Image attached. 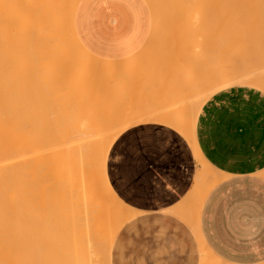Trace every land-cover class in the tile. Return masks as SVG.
<instances>
[{
  "label": "bare ground",
  "instance_id": "obj_1",
  "mask_svg": "<svg viewBox=\"0 0 264 264\" xmlns=\"http://www.w3.org/2000/svg\"><path fill=\"white\" fill-rule=\"evenodd\" d=\"M151 1L160 2L159 0H151ZM170 1L173 2L174 0L173 1L169 0V2ZM183 1L184 0H182V2ZM185 1L191 2L193 0L191 1L185 0ZM255 1H260V0H194V2H197V5H195L196 3H193L195 8L194 10L195 17H192V21L195 18L196 29H193V25L189 26L188 28L192 27L190 28V30L193 31L192 33H195L194 31L197 32L195 33L196 38L194 39V41H191L193 40L191 38L194 37V34L191 36L190 30L185 29L188 31V33L186 31L187 36L186 38H181V40H179V42L181 43H178V48L180 49L178 51L176 50V54L184 48H186L187 51L189 52L191 51L193 57H191V60L188 61V64L185 61L187 57L184 59L185 55L183 56V53H182L183 57L179 56L178 54L175 57H173L174 55L169 56L170 58L169 63H167L166 57L165 59L163 58L164 56L160 58L159 55L156 54V50H159V47L161 48L164 47L165 42H163L161 39L167 37L166 33L168 31H169L168 35L173 34V31L170 26L167 25L162 26L163 23L162 20L165 19H161L158 16L153 17L152 26L148 32V37L151 39V41H153L154 39L155 43H158V46L155 47L156 48L155 52H154V47L152 48V50L149 49L151 47L149 48L147 47L148 48L147 50L150 51L148 52L146 50L147 53L145 52L139 57L143 58L142 60L143 62H145L146 58L150 55H153L152 52H154V55L156 54L155 57L156 58L159 57L161 60H159V62L158 60H156L153 63L154 60L150 59L146 61L145 67H143L142 65V67L137 68V70L140 69L141 72L140 70L138 71L140 73L137 74L138 76L135 74H134L135 76L133 75L135 81H143V78L147 79L144 76H152L154 71H156L157 74H160V72L162 73L169 68V70L172 69L174 72L175 70L177 72L174 73V77L171 76L172 77L171 82H174L175 80H177L178 82L179 81L192 82L197 77H199L202 80V82H207L208 81L207 80L208 72L206 70L207 63L206 62H205L206 64L202 63V65L205 67H203V69H201V71L198 72L195 70V67L197 66L198 63L196 59L198 58L203 59L204 57L208 59L209 55H211L213 52L218 50L219 47L220 49L221 47L223 48V45L221 46L219 45L221 42L223 44L224 40L226 44L224 45V47L228 46L226 40L227 38L223 39L220 37V34L222 33L221 30L224 29L227 25H229L231 21V17L234 18L235 14L239 13L240 6L253 4ZM77 2L78 0H0V21L3 23L5 22L9 23L10 20L12 21L11 27H10L11 25L10 23L9 24L5 23L6 24L5 31H7V33H4L5 31L0 30L3 31V34L5 35L4 37L3 34H0V36H2L1 37L2 39L0 38L1 40L0 51L1 49L4 48L3 51H1V53L4 52L6 50V47L7 49H9V51L6 50V52L4 53L5 56L0 53L1 54L0 61L3 60L2 61L3 63H0L1 64L0 68L2 67L4 71L1 69L0 70L2 71V73H7L9 70H11V73H14V75H16L17 77L16 76L14 77L13 75L12 80H9V82L13 81L16 84L18 83L19 85L24 84L25 87L24 89L22 88V86H20L23 89L20 90V88L17 87L18 85L12 82L13 83L12 87H14V89L16 86V88L19 89L18 91H20L21 94L24 92V94H22L21 96L14 97L12 96L13 93H10L11 88L9 87L11 82L10 84H8L9 87L6 86L5 83L7 84L9 82L6 81L4 82V78L1 76L2 77L1 81L3 82L0 85L2 86L3 89L5 88L4 90L6 91H3L2 88H0V135L2 136L0 141V198L3 197L2 196L3 194L1 193L5 192L4 190L6 186H9L7 189H10V187L12 186L14 187L18 185V183L16 185V181H19V186H18L19 189L16 187L18 191V192L16 191V194L18 193V195H20L23 199H25L26 196L29 197L28 195L34 194V197L35 194L38 195V197H35L36 199L39 198L38 201L34 202L36 205L33 204L32 201L31 202L36 207L39 206L40 212L38 211L39 213H36V216L39 215L38 216L39 218L36 216H35L36 218L33 217V219H37V221L32 220L33 222H30V225H28L29 227L32 224L33 227L31 228H33L34 230L36 229L39 230L41 228L42 232L40 234L44 236V241L47 240L45 243L43 241L45 246H43L44 244L40 246L42 248L40 249V254L37 258L38 264H99L100 260L103 264H109L108 245L110 243L112 233L118 222L115 217L118 216L122 211V205L120 201L116 198L115 194L112 191H107V193H105V191H102L103 188L100 189L101 187H103V186L100 187V185L105 183V177H104L105 175L103 170L104 168L103 167L100 168V162L103 160L104 152L107 149L108 144L110 143V135L108 134L106 137L103 136L104 134H106V132L109 133L108 132L109 130L107 128L108 127L110 128V123H108L110 119L108 120V118H106V115L107 117L108 115L109 117L111 116L112 121L113 120L116 121L112 113L114 112V110L116 112L117 107L116 105L110 104L111 107L113 108L116 107V108H114V110H112L113 108L112 109L110 108V110H108L107 108H109L110 105L106 101L107 96L106 97L100 96L99 92H102L101 95L105 93L104 90L107 81L110 83L108 84L107 82L108 85L106 89L109 86V88H113L111 90H114V87L117 86L119 83L120 84L124 82L127 83L128 81L131 82L130 80L131 77L128 74L122 73L123 71L121 72L119 70H118L119 73H116L114 70V72L116 73L115 74L113 72L114 65L110 64L109 61H102L100 59L98 60L96 57H93L92 59V57L90 58L91 55L88 56L87 58L86 57L87 55L82 53L83 51L80 52L84 56L80 58L75 57L71 54L73 53L72 50H74L73 44L72 46H70L67 43L68 42L67 40H66L67 42L64 41V39L69 35V32L68 34L66 33L68 30L64 32L63 31L65 29L64 27L62 31L66 33L67 36H65L66 35L65 34L63 37L64 33L61 34L62 31L59 29V27L62 22H64V25H66L69 22V19L67 18L68 22L65 23L66 19L65 21H63V18L68 15V12L69 15L72 14ZM175 2L176 4L179 3L177 5L178 8H176L175 10L177 11V9L178 10L181 9L180 5H182V2L181 0L180 1L175 0ZM181 10L185 11L186 9L184 7ZM182 11H178V12L182 14ZM262 14H264V12H262ZM174 17L171 16L169 17V19L172 20L171 22H173L172 23L173 26L175 25L173 28H176V31L178 30V33L179 32L181 33V30H183L181 26L184 23H181V26L178 29L176 27L175 20H173ZM182 18L184 17L182 16ZM169 19H166V21H168ZM175 19H177L176 21H179L178 17H175ZM261 21H264V18ZM261 21H259V23ZM71 22L72 20L69 22L70 26L72 25ZM163 28H168L169 30ZM161 29H163L164 32L158 35V32ZM70 30L72 32L73 28H71ZM170 30L172 31V33ZM185 30L182 31L183 32L182 34H185L184 33ZM162 35L164 36L162 37ZM241 35H243V33L235 34L233 37L231 36V41L232 38H237L238 36L240 37ZM70 36L72 37L73 34ZM59 37H61V41L62 40L64 41V42L62 41L63 44L67 43L65 47H63V45L62 46L60 45L61 44L60 40L57 41ZM157 37L159 39L160 37H162L160 39L162 42L159 41V39L156 41L155 38L157 39ZM188 37L190 39L189 41L187 39ZM66 39H68V37ZM186 39L187 41L185 42ZM73 41L74 40L72 39V43ZM54 44L59 46L55 47L56 48L55 49L53 48ZM182 44L184 45L186 44L185 47ZM68 45H69V49L70 47H72L70 50L71 51L70 54L74 57V60L72 59V61H70L71 59H69L71 66L69 64V61H65L68 60L69 58L68 56H71L68 53L69 49L67 50ZM217 45L218 47H216ZM42 46L48 50V53H45L43 55L40 53V55H42L43 57L44 56L48 57V55L49 56L52 55L54 59L63 57L62 58L63 60L58 59L57 61H52V62L48 60L46 62V60L41 59V62H39L38 59H40L39 58L40 55L36 54L37 53L36 51L38 50L39 47ZM49 46L52 48H50ZM54 49L56 51L59 50L58 51L59 53L63 52L61 53L62 57L55 56V53L58 52H56ZM60 49L62 50L60 51ZM77 49L78 48H76V50ZM32 50L33 51L36 50V51L32 52ZM64 50H67L66 53H68L69 55L64 53ZM162 51L164 52V48H162ZM8 52L11 54H9ZM49 52L53 54L50 55ZM16 53L19 54L17 55ZM27 53H30L31 56L33 55L32 53H35V55L32 56L33 59L34 58L36 59L39 56L36 62L42 64L37 65L35 63H32L33 60L31 56L30 57H28L29 55L26 56ZM78 53L79 52H77V54ZM64 54L66 56L68 55L67 59L66 56H64ZM261 54L262 51L258 52V55ZM25 56L27 57L26 59L31 58L32 61L28 60V62H26L27 60L26 61L24 60L23 62L26 64H23L22 60L25 58ZM17 57H19L20 60ZM1 58L3 59L1 60ZM42 60L45 61L46 64L43 63ZM77 60L79 62H77ZM117 60L114 61L120 62ZM172 60L175 63L180 62L182 60V62H180L179 65L180 75L178 74L179 73L178 69H174L177 68L178 63L174 64ZM124 61H126V59ZM156 62H158V64L166 63L167 66V68H165L166 70L159 69L160 72H158V70H155L156 68L158 69L157 66H154ZM55 63L57 64V66L60 65L64 66L67 63L66 66L68 65V67L66 68H68L69 70L68 69L66 70V68H63L64 71L61 69H57ZM117 64L115 63V65ZM172 64H174L175 66ZM46 65L48 66V68L49 66L54 65L53 66L54 68L51 67L53 70L50 68L49 71ZM18 66L21 69H23L24 67L25 72L21 70L22 72L19 74L18 72L19 68L16 69ZM44 67H46V69ZM153 67H155V69H153ZM15 69L19 75L16 74L17 72L15 73ZM38 69L39 70L43 69L47 71L45 72L46 76L43 78V76L36 75L37 77L34 78L35 80L37 78L39 82L37 81L35 83V80H33L34 83L27 82L29 80L32 81L33 79L32 76H35V72L37 71L39 72ZM71 69L73 70V72L70 71ZM115 69H117V66L115 67ZM143 70H144V74H142ZM145 70H147L146 74H145ZM47 73L50 79L48 82L45 81V79L47 80L48 78ZM113 73L116 76L117 75L118 76L117 77L114 76ZM171 73L173 74V72ZM36 74H42V73H36ZM104 74L105 77L103 76ZM6 75L11 76L12 74L11 75L6 74ZM57 75L62 77V79L59 80L60 77ZM112 75L114 76L115 81L112 80L113 78L111 79L112 81L111 80L109 81ZM122 75H125V77L129 76L130 78L126 77L125 81H123L125 77H123ZM38 76L40 78H38ZM120 76L122 78L121 80L122 82L121 81L117 82V78H120ZM56 80H58V82H55ZM62 80H65V82H62ZM60 81L62 82L61 85H60ZM165 81L166 80L161 81V83L159 84L160 87L159 86L153 87L154 88L153 90L155 92L153 90H150V92L153 95H155V97L157 96L156 98H158V101H156L152 106H149L146 109L145 106L141 107V105L142 106L148 105L149 103L148 98L147 99L145 98L146 96L145 97L143 96L141 99L139 98L134 99L136 98L135 96H137L136 93H134L131 90L125 91V93L128 92V94L122 96V98L123 97L128 98L127 99L128 102L132 101L131 103H137L139 102V100L143 101V98H145L144 99L145 102L148 101L146 104H141V102H139L140 107L144 108L143 110L144 112L140 114V116L139 115L137 116V121H141L143 119L144 120L149 119L150 118L149 116L152 115L151 113L154 110V108L160 106L164 102L165 91L163 88H165L166 87L165 85L168 84V79L166 81L167 84L163 83ZM32 83L35 85V89L32 88L34 87ZM55 83L57 85H55ZM242 83L257 84V82H242ZM111 84H114L115 86ZM129 84L133 85V81ZM234 84L236 83L234 81H230V78L228 76H223L222 80L220 81L219 87H217L216 90H220ZM3 85H5L6 87L5 86L3 87ZM55 86H57L58 88L57 87L55 88ZM103 86L104 89H102ZM15 90L17 91V89ZM108 91L110 90L107 89L106 91L107 94H109ZM129 92L131 93V95ZM141 92L142 94L145 95L144 91ZM150 92H148V94ZM129 96H134V98L129 99ZM125 98L124 101L127 102ZM103 99L105 100V102L101 104ZM144 101L142 103H144ZM124 103L125 102H123L122 104L125 105L126 103L125 104ZM128 104L126 105L130 108ZM3 105L4 107L2 108L1 106ZM122 106L118 107L117 109L119 110L117 111H120ZM128 107L125 108L123 106L125 110H127ZM136 107H138L137 104ZM131 108H133V106H131ZM129 115L131 116L132 114H128V116ZM119 116L116 117L118 118ZM103 118L104 119L106 118L107 120L105 121ZM162 120L166 121L167 122L166 124L178 128L180 132L183 133L188 138L189 141L193 142V131H194L193 125L186 127L184 125L185 124L184 121H182L183 119L177 116L176 114H173L170 117L166 116L162 118ZM117 122L113 124H117ZM130 124H132V121L125 124H121L119 127ZM116 126L117 125H115V127ZM119 131H117L115 135ZM103 164L101 163V166ZM209 170H210L209 167L208 168L204 167L203 173L206 174L209 172ZM15 177L18 180H15ZM193 189H198V186H194ZM9 191L15 192L14 190H9ZM10 192L7 191L8 194ZM8 194H5V196L7 195L8 197ZM16 196L17 195H14L13 197L15 198V200H16ZM20 196L19 199L21 200ZM31 198L33 197L31 196ZM31 198L29 200H31ZM20 200L19 202L21 203L23 200L21 201ZM13 201L14 200H12V203H14ZM17 202L18 199L14 204H17ZM24 202L26 203V200ZM31 202L28 205H31ZM36 202L37 203L39 202L38 206ZM9 203H11V201ZM23 206L27 207V205L25 204ZM35 206H33L34 211H36ZM16 208L17 207L14 208V211ZM3 210H5V208H3ZM3 210L1 209V211ZM22 210L25 211V209L21 208L20 211ZM29 210L30 209L27 208L28 213ZM28 213H24V217L21 216L19 218L20 220L17 218L19 222L21 221V218H24L25 222L28 221L27 220V217H29ZM5 214L4 212L0 213V225L1 224L5 225L6 223L7 225H9L8 223H12V224L16 222L19 223L18 221H14L16 219V216L15 219H13V221L11 217H9L10 219L8 218L9 220L2 219L3 217H5L4 216ZM21 222H23V219ZM34 223L37 224V226L33 225ZM19 226L16 227L0 226V231L7 228L18 229V230L20 228V230L22 231L25 230L24 228H27L28 230H30L28 227L22 225L21 227ZM6 231H10V230L7 229ZM20 232L18 231L17 233L18 236L21 235ZM103 237L104 238L106 237L105 241L101 243V246L98 247L97 244L100 239H103ZM20 238L23 239V236L22 237L20 236ZM23 240H25V238ZM25 241H21V246L24 247V245L22 244L28 245L30 243V242L26 243ZM2 242H4V240L3 241L1 240L0 243ZM21 246L20 247L16 246L15 248L10 247L9 251L4 250V252L0 249L1 250L0 264H29L32 256L28 252H25V250H23ZM205 260L207 264H216L215 262L216 260L211 257H208Z\"/></svg>",
  "mask_w": 264,
  "mask_h": 264
},
{
  "label": "crops",
  "instance_id": "obj_2",
  "mask_svg": "<svg viewBox=\"0 0 264 264\" xmlns=\"http://www.w3.org/2000/svg\"><path fill=\"white\" fill-rule=\"evenodd\" d=\"M153 17L151 0H78L70 27L88 54L120 67L152 50ZM165 86L149 119L108 131L100 189L122 205L108 263L264 264V87L231 85L202 100L186 82ZM173 114L193 125V142L162 120ZM134 136L162 139L167 151L137 162L143 175L132 182L121 150Z\"/></svg>",
  "mask_w": 264,
  "mask_h": 264
},
{
  "label": "rangeland",
  "instance_id": "obj_3",
  "mask_svg": "<svg viewBox=\"0 0 264 264\" xmlns=\"http://www.w3.org/2000/svg\"><path fill=\"white\" fill-rule=\"evenodd\" d=\"M160 2H153L152 1V3H153V11H154V17H156V16H158V17H160L161 19H165V20H162V26L164 25V26H170L171 27V29H172V31H173V34H169L168 35V33H169V31L167 32L166 30V36L167 37H165V38H163V39H161L164 35H162V37H160V39L163 41V42H165V44H164V47H162V48H164V52L162 51V48L161 47H159V50H156V46H158V43H155V41H154V43H152L151 44V46H152V48L154 47V52H155V50H156V54L157 55H159V57L160 58H162L163 56V58L165 59V57L167 58V63H169V56H173V57H175L177 54L179 55V56H182V53H183V56L185 55V57H184V59H185V61L187 62V64H188V61L189 60H191V57H193V54H191V51L189 52V51H187V49L186 48H184V49H182V50H180L177 54H176V50L178 51L180 48H178V43H181V42H179V40H181V38H186V34L188 33V31L187 30H190V28H192V27H190V28H188L189 26H191V25H193V29H196L195 28V22H196V20H195V18L193 19V21H192V17H195L194 16V14H195V8H194V4L193 3H196L195 5H197V2H194V0L193 1H191V2H188V1H183L182 2V0H181V2H182V5H183V7H182V5H180L181 6V9H183L184 7H185V11L183 10H181V9H177V11H175L176 10V8H178V4H176V2H175V0L173 1V2H169V0H159ZM165 1V2H164ZM167 1V2H166ZM180 1V0H179ZM175 2V3H174ZM181 4V3H180ZM177 6V7H176ZM179 6V7H180ZM241 9V10H240ZM263 9V10H262ZM243 10V11H242ZM262 10V11H261ZM178 11H182V14L180 13V12H178ZM242 11V12H241ZM244 11H245V14H244ZM241 12V13H240ZM260 12V13H259ZM262 12H264V1L262 0H260V1H255L253 4H249V5H242V6H240V8H239V13H237V14H235V16H234V18H232L231 17V21H230V23H229V25H227L224 29H222L221 31H222V33L220 34V37L221 38H223V39H225V38H227L226 40H227V44H228V46H225L224 47V45H226L225 44V40L223 41V44H222V42L220 43V45L219 46H221V45H223V48L221 47V49H220V47H219V49L218 50H216L215 52H213L211 55H209V58L207 59L206 57H204L203 59H200V58H198V59H196L197 60V66L195 67V70L196 71H198V72H200L201 71V69H203V67H205V66H203L202 65V63H207V65H206V70H207V82H202V80L199 78V77H197V78H195L192 82H186L187 83V87H186V89H187V94H189V95H195V96H199L202 100H204L207 96H209L210 94H212V92L213 91H215L216 89H217V87H219V84H220V81L222 80V77L223 76H228L229 78H230V81H234L236 84H234V85H238V84H243L242 82H257V84H244V85H256V86H259V85H262L263 87H264V21H261V20H263V18H264V14H262ZM244 14V15H243ZM171 16H175V17H178L179 19V21H176L177 19H175V17H174V19L173 20H175V23H176V27L179 29V27L181 26V23H184V24H182V28H183V30H185V29H187V30H185V34H182L183 32V30H181V33L179 32L178 33V30L176 31V28H173L174 26H173V22H171L172 20H170L169 19V17H171ZM182 16L184 17V18H182ZM259 16V17H258ZM6 18V17H5ZM69 19V21H70V15H69V12H68V15L66 16V17H64L63 18V21H65V19H66V22L65 23H67L68 22V19ZM180 18H182V19H180ZM8 19V18H7ZM7 19H6V21H7ZM166 19H169L168 21H166ZM192 21V23H191V21ZM195 20V21H194ZM3 21V20H2ZM5 21V20H4ZM9 21V20H8ZM254 21H255V23H254ZM259 21H261L260 23H259ZM12 21L10 20V27L12 26V23H11ZM3 22H1L0 21V30H3V31H5V28H6V24L5 23H8V22H5V23H3L4 24V26H3V24H2ZM8 23V24H9ZM59 23V22H58ZM258 23V24H257ZM263 23V24H262ZM69 24V22L66 24V25H64V22H62L61 24H60V27H59V29L62 31L63 29H64V27H65V29L63 30L64 32H66L67 30V34H68V32H69V35L67 36V34L66 33H64L63 31L61 32V34L62 33H64L63 34V37H64V35L65 36H67L68 37V39H64V41L65 42H67L70 46H72V44H73V46H74V50H72V52L73 53H71L73 56H75V57H83L84 55L83 54H85V55H87L86 57L88 58V56H90V54H88L87 52H86V50L79 44V42L77 41V39L75 38V36H74V34H73V32H71V28H70V24ZM179 24V25H178ZM253 24V25H252ZM254 24H256V25H254ZM259 24H261V25H259ZM62 25H64V26H62ZM68 26V27H67ZM183 26H185V27H183ZM9 27V28H10ZM67 27V28H66ZM8 28V29H9ZM169 28V27H168ZM168 28H163V29H168ZM7 29V30H8ZM11 29V28H10ZM9 29V30H10ZM163 29H161V30H163ZM181 29V28H180ZM159 31L158 32V35L161 33H163L164 32V30L163 31ZM169 30V29H168ZM3 31H0L1 33L0 34H3ZM171 31V30H170ZM172 31H171V33H172ZM180 31V30H179ZM186 31H187V33H186ZM71 32V33H70ZM190 32H191V36L194 34V37H192L191 39H193V40H191V41H194V39L196 38L195 37V33H197L196 31H194L195 33H192L193 31L192 30H190ZM4 33H7V31H5ZM238 33H243V35H241L240 37L238 36L237 38H232V41H231V36L233 37L235 34H238ZM73 34V36H74V38H73V36L71 37L70 35H72ZM190 34V33H189ZM4 35V34H3ZM196 35H198V34H196ZM61 36V35H60ZM2 36H0V38H1ZM4 37H5V35H4ZM70 37V38H69ZM190 37V36H189ZM189 37L187 38L188 39V41L190 40L189 39ZM2 39V38H1ZM72 39L74 40L73 41V43H72ZM159 38L157 37V39L155 38V40L157 41ZM159 39V41H161ZM187 39L185 40V42L187 41ZM222 39V40H223ZM58 40H60L61 41V37H59V39H57V41ZM67 40V41H66ZM71 40V41H70ZM4 41V40H3ZM56 41V42H57ZM59 41V42H60ZM63 41V40H62ZM62 41L60 42L61 44V46L63 45V47H65V45H67V43H65V44H63L62 43ZM63 41V42H64ZM71 42V44H70V42ZM161 41V42H162ZM74 42H75V44H74ZM160 42V43H161ZM231 42V43H230ZM0 43H1V40H0ZM230 43V44H229ZM57 44V43H56ZM59 44V43H58ZM69 45H68V48H67V50L69 49ZM182 45H184V44H182ZM186 45V44H185ZM185 45H184V47H185ZM0 46H1V44H0ZM54 47L53 48H55V47H58L59 45H53ZM162 46V45H161ZM2 47H3V45H2ZM47 47V46H46ZM50 47V46H49ZM216 47H218V45L216 46ZM1 48V47H0ZM48 48V47H47ZM50 48H52V47H50ZM50 48H49V50H50ZM60 48V47H59ZM62 48V47H61ZM71 48L72 47H70V49H69V54H70V50H71ZM76 48H78L77 50H76ZM182 48V47H181ZM4 49V48H3ZM3 49H1V51H3ZM56 49V48H55ZM54 49V50H55ZM58 49V48H57ZM66 49V48H65ZM83 49V50H82ZM157 49H158V47H157ZM6 50L7 51H9V49H7V47H6ZM6 50L4 51V52H2L1 53V51H0V53L1 54H3L4 55V53L6 52ZM62 49H60V51H61ZM67 50H64V53H66L67 52ZM17 51V50H16ZM36 50H32V52H35ZM51 51H52V49H51ZM56 51V50H55ZM59 51V50H58ZM58 51H56V52H58ZM79 52L78 54H79V56H78V54H77V52ZM80 51H83L82 53L83 54H81V52ZM262 51V54L261 55H258V52H261ZM11 52V51H10ZM37 53L36 54H38V55H40V53L43 55V54H45V53H48V50L46 49V48H44L43 46L42 47H39L38 48V50L36 51ZM9 53V52H8ZM50 53V52H49ZM61 53H63V52H61ZM61 53H55V56H60V57H62V55H61ZM68 53H66V54H68ZM0 54V55H1ZM9 54H11V53H9ZM17 55L19 54V53H16ZM15 54V55H16ZM33 55L32 56H34L35 55V53H32ZM51 54H53V53H50V55ZM68 54V55H69ZM70 54V55H71ZM155 54V55H156ZM16 55V56H17ZM29 55V56H28ZM42 55H40V59H38V61L39 62H41V59H43V60H46V62L48 61V60H50L51 62L52 61H57L58 59H62V58H58V59H54V57H52V55L51 56H49L48 55V57H46V56H42ZM67 55V56H68ZM66 56L65 54H64V56H66V59L68 58V60H65V61H69V59H71L70 61H72V59L74 60V57L73 56ZM155 55H150V56H148L147 58H146V61L147 60H150V59H152V60H154L153 61V63L156 61V60H158V62H159V60H161L159 57V59L158 58H156L155 57ZM5 56V55H4ZM10 56V55H9ZM8 56V57H9ZM15 56V57H16ZM26 56H28V57H30L31 55H30V53H27L26 54ZM25 56V58L22 60V62L25 60H27L26 62H28V60L29 61H32V63H35V64H42V63H37L36 61H37V55H36V59L34 58L33 59V57L31 56V58H32V60H31V58H28V59H26L27 57ZM182 56V57H183ZM2 57V56H1ZM19 57H20V55H19ZM19 57H17L18 59H19ZM73 57V58H72ZM92 56H90V58H91ZM172 57V58H173ZM6 58V57H5ZM89 58V59H90ZM154 58V59H153ZM171 58V59H172ZM3 58H1V60H2ZM92 59H93V57H92ZM91 59V60H92ZM143 58H141V59H139V60H136V61H128V62H126L125 64H123V65H121L120 67H117V69H115V66H114V69H113V72H114V70H115V72L116 73H119L118 72V70L119 71H123L122 73H124V74H128L130 77H131V82L133 81V85L132 84H129V83H131V82H124V83H119L117 86H115L114 84H111V85H113V86H115L114 87V90H111V89H113V88H109V86H108V88L107 89H109L110 91H108V93L109 94H107L106 93V91H107V89H106V87H107V85L110 83V82H108V84H107V82H106V87H105V90H104V92L105 93H103L102 95H101V93L102 92H99L100 93V96H103V97H106L107 96V102L109 103V105L110 104H112V105H116V107L118 108V107H121L123 104V102H125L126 104H128L129 106H130V108H131V106H133V108H129L125 103V105H123L125 108H127L128 107V111H130V112H128L127 110H125L124 108H123V106H122V108L120 109V111H117V110H119V109H117L116 107H114V108H116V112H115V110H114V108L113 107H111V105H110V107L109 108H107L108 110H110V108L112 109V110H114V112L112 113L113 114V117H115V119H116V121L115 120H113L112 121V118H111V116L109 117V115H108V117H107V115H106V118H108V120L110 119V121L108 122V123H110V128L108 127L107 129L110 131V132H112V131H114V130H116V128H118L121 124H125V123H128V122H130V121H135V120H137V116L139 115L140 116V114H142L144 111V108H141V107H144L145 106V109L147 108V107H149V106H152L156 101H158V98H156L155 97V95H153L151 92H150V90H153L154 88L153 87H155L154 85H156V83L159 85L160 83H161V81L162 80H166L167 81V79H168V82H171V78L172 77H174V73H177L176 72V70H175V72L171 69V70H169V68L166 70L165 68H167V66H166V63L164 64H158V62H156L155 64H154V66H157L158 67V69L156 68L155 69V67H153V69H155V70H158V72H160L159 71V69H165L166 71H164V72H160V74H157V72L156 71H154V73H153V75L152 76H144V77H146L147 79H144L143 78V81H135V79H134V76L135 75H137L139 72V70L140 69H138L137 70V68H139V67H142V65H143V67H145V65H146V61L145 62H143V60H142ZM207 59V60H206ZM5 60V59H4ZM20 60V59H19ZM35 60V61H34ZM42 60V61H43ZM63 60V59H62ZM141 60H142V63H141ZM203 60V61H202ZM3 61V60H2ZM2 61H0V63H3ZM59 61H61V60H59ZM65 61H63V62H65ZM70 61H69V64H70V66H71V63H70ZM184 61V60H183ZM77 62H79L78 60H77ZM150 62V61H149ZM172 62L174 63V64H176V63H178V66H177V68H174V69H178V74L180 75V71H179V69H180V67H179V65H180V62H182V60L180 61V62H174L173 60H172ZM30 63V62H29ZM43 63H45V61H43ZM54 63V62H53ZM60 63H62V62H60ZM137 63H138V65H137ZM151 63V62H150ZM149 63V64H150ZM152 63V64H153ZM205 63V64H206ZM23 64H26V63H24L23 62ZM46 64V63H45ZM49 64H51V63H49ZM59 64V63H58ZM65 64V63H64ZM67 64V63H66ZM66 64L64 65V66H57V64L55 63V66H57V69H61V70H63V68H66V67H68V65L66 66ZM73 64H76V63H73ZM107 64V63H106ZM111 64V63H110ZM174 64H172V65H174ZM0 66H1V64H0ZM41 66V65H40ZM54 65H52V66H49V68H48V66L46 65V67H47V69L49 70L51 67H53ZM150 66V65H149ZM169 66V65H168ZM175 66V65H174ZM46 67H44L45 69H46ZM171 67V66H170ZM19 68V66L16 68V69H18ZM43 68V69H44ZM54 68V67H53ZM69 68H71V67H69ZM172 68V67H171ZM1 70H3L4 71V69H2V67L0 68ZM16 69H15V73L17 72L16 71ZM20 69V70H19ZM18 69V72H19V74L22 72L21 70H23V72H25V70H24V67H23V69H21V68H19ZM43 69H41V70H39V72L37 71V72H35V76H32L33 77V79H32V81L31 80H29V81H27V82H33L34 83V81L33 80H35V78L34 77H37L36 75H40V76H43V78L46 76V74H45V72H47V71H45V70H43ZM52 69V68H51ZM56 69V70H57ZM68 68H66V70H67ZM0 70V84H2V82L3 81H1L2 80V77L4 78V82L6 81V82H9V80H12V76L14 75V73H11V70H9L7 73H2V71ZM53 70V69H52ZM69 70V69H68ZM133 70V71H132ZM135 70H136V72H135ZM148 70H149V67H148ZM14 71V70H13ZM41 71H43V72H41ZM50 71V70H49ZM49 71H48V73H49ZM55 71V70H54ZM64 71V70H63ZM62 71V72H63ZM71 72H73V70L71 69L70 70ZM18 72L16 73V74H18ZM59 72V71H58ZM67 72V71H66ZM69 72V71H68ZM114 72V73H115ZM140 72H141V70H140ZM171 72H173V74L171 73ZM36 73H42V74H36ZM48 73H47V75H48ZM113 73V75L114 76H116L115 74ZM147 73V70H145V74ZM149 73H150V71H149ZM148 73V74H149ZM164 73V74H163ZM3 74H5V75H3ZM6 74H12L11 76H9V75H6ZM18 74V75H19ZM24 74V73H23ZM26 74V73H25ZM52 74V73H51ZM57 74V73H56ZM135 74V75H134ZM140 74V73H139ZM142 74H144V70H143V73ZM147 74V75H148ZM152 74V73H151ZM150 74V75H151ZM54 75H55V73H54ZM69 75H70V73H69ZM112 75V76H113ZM134 75V76H133ZM2 76V77H1ZM16 75H14V77H15ZM57 76H59V75H57ZM56 76V77H57ZM67 76V75H66ZM72 76V75H71ZM104 77H105V74L103 75ZM111 76V78L109 79V81L112 79V80H114L115 81V79H114V76L112 77ZM118 76V75H117ZM116 76V77H117ZM123 77H125V75H122ZM129 76H126V77H128V78H130ZM138 76V75H137ZM136 76V77H137ZM172 76V77H171ZM17 77V76H16ZM48 78H47V80L45 79V81L46 82H48L50 79H49V75L47 76ZM55 77V78H56ZM60 77V76H59ZM126 77L123 79V81H125V79H126ZM133 77V78H132ZM11 78V79H10ZM38 78H40L39 76H38ZM43 78H42V80H43ZM54 78V77H53ZM58 78V77H57ZM176 78H177V75H176ZM31 79V78H30ZM62 79V77H60L59 78V80H61ZM65 79V78H64ZM138 79V78H137ZM67 80H69V79H67ZM111 80V81H112ZM122 80V78H121V76H120V78H117V82H119V81H121ZM141 80H142V78H141ZM39 82V80H37V78H36V80H35V83L36 82ZM165 81V82H166ZM11 82V81H10ZM10 82L9 83H5V85L6 86H8V84H10ZM13 82V81H12ZM11 82V84H10V87L9 88H11V92L10 93H13V95L12 96H14V97H19V96H21L22 94H24V92L21 94V92L20 91H18L19 89L18 88H16V86H15V89H17V91L14 89V87H12V84L14 83V84H16L15 82H13L12 83ZM40 82H41V79H40ZM44 82V81H43ZM55 82H58V80H56ZM62 82H65V80H62ZM61 81H60V85H61V83H62ZM122 82V81H121ZM174 82H176V83H180L181 81H177V80H175ZM32 83V84H33ZM112 83H115V82H112ZM4 84V83H3ZM5 85H3V87L5 86ZM16 85H18L17 87H19L20 88V90H23L22 88H24L25 89V87H24V84H22V85H19L18 83L16 84ZM55 85H57L56 83H55ZM59 85V84H58ZM59 85V86H60ZM121 85V86H120ZM5 86V87H6ZM20 86H22V88L20 87ZM33 86L34 87H32L33 89H35V85L33 84ZM8 87H7V89H8ZM57 86H55V88H56ZM151 87V88H150ZM0 88H2V86L0 85ZM13 88V89H12ZM58 88V87H57ZM5 89V88H4ZM3 88H2V90L3 91H6V90H4ZM102 89H104V86H103V88ZM146 89V90H145ZM148 89V90H147ZM14 90V91H13ZM126 90H131V91H133L134 93H136V95L137 96H135L136 98H134V96H129V99L130 98H134V99H137V98H139V99H141L143 96L147 99L148 98V100H149V103H148V105H141V107H140V103L139 102H141V104H146L147 102H145L144 101V99L145 98H143V101H144V103H142L143 101H141V100H139V102H137V103H131L130 101L128 102V98H125V97H123L122 98V96H124V95H127L128 94V92H126L125 93V91ZM141 91H144L145 92V95L144 94H142V92ZM150 92L149 94H148V92ZM154 91V90H153ZM18 92V93H17ZM20 92V93H19ZM132 92V93H133ZM155 92V91H154ZM125 93V94H124ZM130 93V92H129ZM199 93V94H198ZM105 94V95H104ZM142 94V95H141ZM151 94V95H150ZM130 95H131V93H130ZM148 95H149V97H148ZM102 97V98H103ZM127 97V96H126ZM124 98H125V100H127V102L126 101H124ZM160 98V97H159ZM103 99V100H104ZM102 100V102H101V104H103V102H105V100L103 101ZM160 100V99H159ZM123 101V102H122ZM137 101V100H136ZM122 102V103H121ZM133 104V105H132ZM136 104H137V106L138 107H136ZM106 105V104H105ZM107 106H108V104H107ZM106 106V107H107ZM2 108L4 107V105L3 106H1ZM105 107V106H104ZM136 107V108H135ZM141 108V109H140ZM112 112V111H111ZM128 112V113H127ZM124 114H126V115H124ZM128 114H132L130 117L128 116ZM120 115V116H119ZM124 115V116H123ZM116 116H119L118 118L116 117ZM121 117V118H120ZM104 119L105 121L107 120V119ZM114 119V118H113ZM118 119H120V120H118ZM117 120H118V122H117ZM122 120H123V122H122ZM115 121V122H114ZM117 122V124H113V123H116ZM115 125H117L116 127H115ZM109 133H107V135H108ZM106 134H104L103 136L104 137H106L107 136ZM1 138H2V136L0 135V141H1ZM15 180H18L16 177H15ZM15 183V182H14ZM17 183H18V185H17ZM13 185V184H12ZM15 185V184H14ZM16 185L17 186H12V187H10V189H7L9 186H6L5 187V192H3V193H1V194H3L2 196V198H0V213H2V212H4V216L6 217H3L2 219H7V220H9L10 218L9 217H11L12 218V221H13V219H15V216H16V219L14 220V221H18L19 222V218L21 217V216H23L24 217V213H28V211H27V208H29L30 210H29V213H28V215H29V217H31V218H29V217H27V216H25V217H27V220L28 221H24V218H21V221H22V219H23V222H19V223H8L9 225H7V223L4 225H0V226H5V227H7V226H9V227H16V226H19V227H21V225L22 226H25V227H28V225H30V222H33L32 220H34V221H37V219H33V217L34 218H36V217H38V216H36V213H39L40 211H39V202L37 203V206L38 207H36L35 205V201H38L39 200V198H35V197H38V195H36L35 194V197H34V194L33 195H28L30 198H31V196L33 197V198H31V200H29L30 198L29 197H27L26 196V198L25 199H23L20 195H18V193L16 194V191H17V189H16V187L19 189V181H16ZM13 188V189H12ZM6 189H7V191L8 192H10L9 190H14L15 192H10L9 194L7 193V191H6ZM16 189V190H15ZM18 192V191H17ZM15 193V194H14ZM5 194H8V197H7V195L5 196ZM14 195H17L16 196V200H15V198H13L14 197ZM19 196L21 197V200H23L21 203L19 202ZM5 197V198H4ZM28 198V199H27ZM36 200H35V199ZM10 199V200H9ZM17 199H18V202H17V204H14V203H16V201H17ZM32 199H34V200H32ZM12 200H14L13 202L14 203H12ZM20 200V201H21ZM26 200V203L24 202ZM6 201V202H5ZM11 201V203H9V202ZM33 202V204H35V205H33L32 204V202ZM27 202H29V203H27ZM30 202H31V205H28V204H30ZM9 203V204H8ZM19 203H20V205H19ZM4 204V205H3ZM11 204V205H10ZM27 205V207L26 206H23V205ZM15 205V206H14ZM18 205V206H17ZM6 206V207H5ZM9 208H8V207ZM11 206V207H10ZM13 206V207H12ZM33 206H35V210L36 211H34L33 210ZM15 207H17L16 209H15V211H14V208ZM26 207V208H25ZM3 208H5V210H3ZM21 208L22 209H25V211H20L21 210ZM36 208H38V209H36ZM1 209L3 210V211H1ZM10 211H9V210ZM18 209H20V210H18ZM33 210V211H32ZM12 211V212H11ZM17 211V212H16ZM39 211V212H38ZM9 212H10V214H9ZM23 212V213H22ZM14 213V214H13ZM21 213V214H20ZM10 216H9V215ZM18 215V217H17V215ZM20 215V216H19ZM26 215V214H25ZM36 216V217H35ZM9 218V219H8ZM19 220H18V219ZM39 218V217H38ZM28 222V223H27ZM7 225V226H6ZM33 225H36L37 226V224H33ZM31 227H33L32 226V224H31V226H29L28 228L30 229V230H28L27 228H24L25 230H20V228H19V230L18 229H10V228H7L8 230H10V231H6L7 229H4V230H1L0 231V238H2V239H0V242H1V240L3 241L4 240V242H2V243H0V249L4 252V250L5 251H9L10 250V247L11 248H15L16 246H21V241H25L26 243H29L28 245L27 244H22V245H24V247L23 246H21L22 247V249L23 250H25V252H28L29 254H31V261H30V263L29 264H38V256H39V254H40V249L42 248V247H40L42 244H44L47 240H45L44 241V236H42L40 233L42 232L41 231V228L38 230V229H36V230H34L33 228H31ZM35 227V226H34ZM13 230V231H12ZM27 230H28V232H27ZM5 231V232H4ZM18 231L21 233V235H20V233H19V235L22 237L23 236V239L25 238V240H23L22 238H20V236H18ZM3 232V233H2ZM10 232V233H9ZM15 232V233H14ZM7 233H8V235H7ZM12 233V234H11ZM27 233H28V235H27ZM29 233H32V234H29ZM4 236H3V235ZM17 234V235H16ZM23 234V235H22ZM9 236V237H6V236ZM30 235V236H29ZM1 236H3V237H1ZM12 236V237H11ZM18 236V237H17ZM28 236H29V238H28ZM15 237H17V238H15ZM8 238V239H7ZM13 238V239H12ZM106 238V237H105ZM105 238L103 237V239H101V240H99V242H98V244H97V246L99 247V246H101V243H103L104 241H105ZM7 241H6V240ZM20 239H22V240H20ZM12 240H14V241H12ZM20 241V242H19ZM28 241V242H27ZM43 241H44V243H43ZM6 242V243H5ZM11 243V244H10ZM22 243H24V242H22ZM18 244V245H17ZM20 244V245H19ZM11 245V246H10ZM26 245H27V247H26ZM10 246V247H9ZM39 246V247H38ZM43 246H45V244L43 245ZM9 247V248H8ZM7 248V249H6ZM33 248V249H32ZM1 250H0V252H1ZM38 251V252H37ZM43 251V250H42ZM37 252V253H36ZM37 256V257H36ZM34 259V260H33ZM36 261V262H35Z\"/></svg>",
  "mask_w": 264,
  "mask_h": 264
},
{
  "label": "snow or ice",
  "instance_id": "obj_4",
  "mask_svg": "<svg viewBox=\"0 0 264 264\" xmlns=\"http://www.w3.org/2000/svg\"><path fill=\"white\" fill-rule=\"evenodd\" d=\"M124 139V138H122ZM124 153L125 159L128 161L127 175L135 182L140 179L143 172L138 167L137 162L147 161L149 164L152 162L150 154L159 158L167 151L161 139L159 142L155 138L149 140L148 138L133 137L130 140H125L124 148L121 150ZM166 174H157L155 179L163 186Z\"/></svg>",
  "mask_w": 264,
  "mask_h": 264
}]
</instances>
